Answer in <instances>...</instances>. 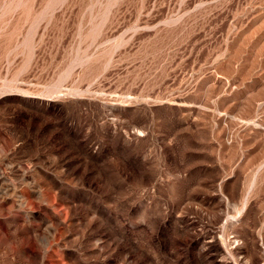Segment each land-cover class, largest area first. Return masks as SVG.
I'll list each match as a JSON object with an SVG mask.
<instances>
[{
    "label": "rangeland",
    "instance_id": "374dc122",
    "mask_svg": "<svg viewBox=\"0 0 264 264\" xmlns=\"http://www.w3.org/2000/svg\"><path fill=\"white\" fill-rule=\"evenodd\" d=\"M0 264H264V0H0Z\"/></svg>",
    "mask_w": 264,
    "mask_h": 264
}]
</instances>
